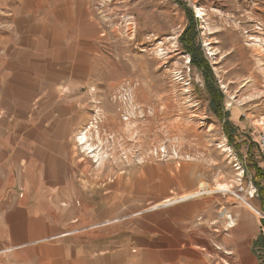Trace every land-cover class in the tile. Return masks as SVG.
Masks as SVG:
<instances>
[{"label": "rangeland", "instance_id": "374dc122", "mask_svg": "<svg viewBox=\"0 0 264 264\" xmlns=\"http://www.w3.org/2000/svg\"><path fill=\"white\" fill-rule=\"evenodd\" d=\"M261 135L264 0H0V264H261Z\"/></svg>", "mask_w": 264, "mask_h": 264}, {"label": "crops", "instance_id": "0c3cea01", "mask_svg": "<svg viewBox=\"0 0 264 264\" xmlns=\"http://www.w3.org/2000/svg\"><path fill=\"white\" fill-rule=\"evenodd\" d=\"M20 84L23 85L22 83H20ZM34 86L35 85H32L31 82L29 81V86H27L25 84V86H23L24 88H22V90L23 89H27L28 92H32V91H35L34 90L35 89ZM25 92H27V91H25ZM46 172H47V174H49V170H46ZM49 177H50V174H49ZM184 185L186 187V188H184V190H186V192H189L188 190H192V188L194 187L195 183H194V181L190 182V180H189V181H185ZM191 200L178 201V202H175L173 204L174 205L173 206L174 208H172L173 213H171L170 216H169V217H173V221H172L173 223H176V222H179V221H181V222L184 221L185 223H188V220L193 219V217L195 216V213H199L200 211L202 212L203 209H204V211H206V208H204L205 206H201L202 202L193 203V202H191ZM223 209H224V207H223ZM10 210L11 211L7 212V214H11V215L15 216L16 215L15 208H13V209L11 208ZM224 214L225 215H223V217H222L223 218L222 221H224L222 223V232L219 235L220 240H221V245L219 246V249H220L219 251L221 252V255H222V259L219 262V264H229L230 263L229 262L230 261V258H229L230 254L229 253H230V249H231L230 248L231 236L229 234H227V232H229V231H227V229H230V228L227 227V221L225 219V216L228 213H224ZM6 216L4 217L5 221H6ZM233 220H234L236 225H238V226L241 225V220L240 219L236 221V219L233 218ZM11 223L12 222H9L8 229L13 230V225ZM233 226H231V227H233ZM19 228H21L20 224H18L16 229H19ZM8 229L6 228V226L3 225L2 226V230L0 229V233H6V231ZM167 234H168L167 236H168L169 240H167V241L165 240V242L163 244L164 248H172L173 246H176L177 238L175 237V234H172L170 232H167ZM67 235H69V233ZM54 238H56V237H54ZM233 239H234L233 241H235V236H233ZM187 245H190V244L188 243ZM217 248H218V246H217ZM71 253H72V256H73L74 260L70 261L69 258L66 257V255L64 253L63 261H62L61 264H73V263H75V264L76 263L77 264H85L86 263V260L84 259L83 256H78L76 258L75 257V251H72ZM225 254H227V255H225ZM108 258L111 259L110 256Z\"/></svg>", "mask_w": 264, "mask_h": 264}, {"label": "trees", "instance_id": "16d2710c", "mask_svg": "<svg viewBox=\"0 0 264 264\" xmlns=\"http://www.w3.org/2000/svg\"><path fill=\"white\" fill-rule=\"evenodd\" d=\"M187 37L189 38L187 41L189 42V46H191V54L193 56L192 59V64L194 66H198L199 68L203 69L207 80H209L211 78V76L208 74V70L207 68H202L200 66V64H202V62L200 61V54L195 53L194 51V41H193V34H189L187 33ZM191 44V45H190ZM207 87H208V93L211 95V99H210V108L211 110L219 117L220 120H224L225 118H228L229 115L224 114V98L223 95L220 91H218L215 88V84L212 83V81H208L207 82ZM225 117V118H224ZM224 118V119H223ZM231 126V123L229 121H225V129L226 131L228 130V128ZM231 137V135H229ZM251 169L255 172L254 175V183L256 186H258L260 189V194H261V198L262 200H264V171L261 170L260 168H258L256 165L251 166ZM263 226H264V221H263ZM259 249H263L264 250V234H260L256 240L253 242V253L255 255H258V250ZM264 264V261L261 263Z\"/></svg>", "mask_w": 264, "mask_h": 264}, {"label": "bare ground", "instance_id": "6f19581e", "mask_svg": "<svg viewBox=\"0 0 264 264\" xmlns=\"http://www.w3.org/2000/svg\"><path fill=\"white\" fill-rule=\"evenodd\" d=\"M201 15V14H200ZM83 134V133H82ZM86 136H81L80 137V141L79 142H81L82 144H85L86 142ZM89 145V144H88ZM85 147H87V146H85ZM88 148V147H87ZM89 151L91 152V148H89ZM204 190V189H203ZM203 190H200V191H198V192H196V193H191V194H189V195H185V196H183V197H180L179 198V200H177V201H185V200H191V199H195V198H198V197H200V196H202V195H204L206 192H203ZM214 191V190H213ZM216 191H219V192H225V193H227V192H229L230 191V186L229 185H218L217 187H216ZM215 191V192H216ZM212 192V191H211ZM207 194V193H206ZM208 195V194H207ZM175 202H166V203H163V204H159L158 206H156V207H154V208H161V207H167V206H170V205H172V204H174ZM225 219H226V221H227V227L228 226H231V225H233V223H234V221L229 217V215H227L226 214V216H225ZM108 225V224H107ZM106 226V225H105ZM71 234V233H70ZM19 248H22V246H17V247H13L11 250H13V249H19ZM6 250H8V249H6ZM5 250V251H6ZM10 251V250H9ZM3 253V252H2Z\"/></svg>", "mask_w": 264, "mask_h": 264}, {"label": "built area", "instance_id": "2783aa9c", "mask_svg": "<svg viewBox=\"0 0 264 264\" xmlns=\"http://www.w3.org/2000/svg\"><path fill=\"white\" fill-rule=\"evenodd\" d=\"M258 148H259V150H260V152L264 158V136H262V135L259 137Z\"/></svg>", "mask_w": 264, "mask_h": 264}]
</instances>
